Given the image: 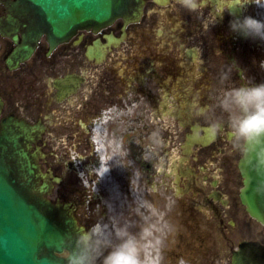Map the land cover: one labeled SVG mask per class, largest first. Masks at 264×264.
Returning <instances> with one entry per match:
<instances>
[{
	"label": "flooded vegetation",
	"instance_id": "obj_1",
	"mask_svg": "<svg viewBox=\"0 0 264 264\" xmlns=\"http://www.w3.org/2000/svg\"><path fill=\"white\" fill-rule=\"evenodd\" d=\"M242 2L144 0L134 21L51 38L26 1L0 0V126L34 127L37 162L58 177L49 197L80 226L111 205L138 238L148 229L146 264H264V222L240 199L245 142L218 106L264 83V41L230 27L254 17Z\"/></svg>",
	"mask_w": 264,
	"mask_h": 264
},
{
	"label": "water",
	"instance_id": "obj_2",
	"mask_svg": "<svg viewBox=\"0 0 264 264\" xmlns=\"http://www.w3.org/2000/svg\"><path fill=\"white\" fill-rule=\"evenodd\" d=\"M41 14L49 32L59 37L75 26L98 27L116 18L130 21L141 12L143 0H28ZM24 124L7 120L0 132V264H68L62 240L79 230L68 203L50 201L51 184L39 170L36 154L21 145ZM257 148L246 144L241 160L246 187L240 197L249 213L264 221V195L257 184ZM42 179V182H38ZM64 250L67 256L59 255Z\"/></svg>",
	"mask_w": 264,
	"mask_h": 264
},
{
	"label": "clouds",
	"instance_id": "obj_3",
	"mask_svg": "<svg viewBox=\"0 0 264 264\" xmlns=\"http://www.w3.org/2000/svg\"><path fill=\"white\" fill-rule=\"evenodd\" d=\"M178 2L189 12L200 11L203 4V0ZM245 4L264 7V0H243L238 7ZM230 27L245 37L264 41V19L236 17L230 22ZM261 67L264 68V62ZM229 77L230 73H224L222 81ZM218 106L228 113L236 139L258 149L257 169H264V83L228 88L222 92ZM219 126V122L212 124L213 129ZM255 192L264 195V180L257 184ZM108 207L107 222L99 217L90 228H78L74 238L61 241L62 246L67 245L69 248L68 264H146L141 259L140 239L149 235L148 229H144L138 238L131 231V222L121 215H115L111 205Z\"/></svg>",
	"mask_w": 264,
	"mask_h": 264
},
{
	"label": "rangeland",
	"instance_id": "obj_4",
	"mask_svg": "<svg viewBox=\"0 0 264 264\" xmlns=\"http://www.w3.org/2000/svg\"><path fill=\"white\" fill-rule=\"evenodd\" d=\"M250 5L252 6V9L254 10V17L256 19H264V10L261 11L260 9H258L259 6L255 4H250ZM254 6L257 10L254 8Z\"/></svg>",
	"mask_w": 264,
	"mask_h": 264
},
{
	"label": "bare ground",
	"instance_id": "obj_5",
	"mask_svg": "<svg viewBox=\"0 0 264 264\" xmlns=\"http://www.w3.org/2000/svg\"><path fill=\"white\" fill-rule=\"evenodd\" d=\"M262 9H264V7H261ZM149 264H151V262H149Z\"/></svg>",
	"mask_w": 264,
	"mask_h": 264
}]
</instances>
